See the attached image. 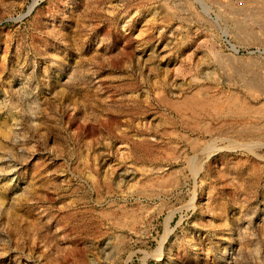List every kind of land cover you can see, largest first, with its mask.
I'll use <instances>...</instances> for the list:
<instances>
[{"label": "rangeland", "instance_id": "1", "mask_svg": "<svg viewBox=\"0 0 264 264\" xmlns=\"http://www.w3.org/2000/svg\"><path fill=\"white\" fill-rule=\"evenodd\" d=\"M0 264H264V0H0Z\"/></svg>", "mask_w": 264, "mask_h": 264}, {"label": "bare ground", "instance_id": "2", "mask_svg": "<svg viewBox=\"0 0 264 264\" xmlns=\"http://www.w3.org/2000/svg\"><path fill=\"white\" fill-rule=\"evenodd\" d=\"M253 110V109H252Z\"/></svg>", "mask_w": 264, "mask_h": 264}]
</instances>
